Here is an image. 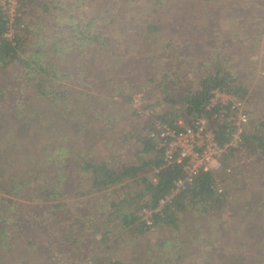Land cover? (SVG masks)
<instances>
[{
  "label": "rangeland",
  "instance_id": "obj_1",
  "mask_svg": "<svg viewBox=\"0 0 264 264\" xmlns=\"http://www.w3.org/2000/svg\"><path fill=\"white\" fill-rule=\"evenodd\" d=\"M131 2L139 6L143 0ZM170 5L164 15L155 13V6L144 10L149 16L158 19L161 15V19H172L173 22L163 27L157 40L143 43L137 51H132L130 44L138 40L146 17L131 11L127 13L130 16L128 24L129 27L133 24L134 32L131 38L123 39L122 44L115 42L107 49L98 50L89 46V53L87 46L79 56L76 51L68 52L66 62L53 60L54 66L50 70L56 68L72 76L74 81L70 80L66 85L72 92L74 89L79 93L76 94L78 103L71 97L67 99V108L72 107L71 110L65 108L66 115L68 111L70 114L66 117L69 124L64 132L56 128L54 117L48 125L50 132L44 135L41 130L37 134V122L46 120L44 124H47L51 121L50 113L42 110L43 106L40 109L33 104V94L29 90L19 92L23 85L16 67L3 76L4 82L0 80V89L6 90L4 98H0V185L8 190L18 187L17 193H24L28 187L38 190L44 180L48 179L51 184L62 175L60 198L65 204L62 219L58 221L49 212L36 213L34 202L38 203L30 202L29 196H11L22 206L18 208L19 212L24 211L23 218L19 215L17 219V232H22L28 239L33 233L32 224H36L33 228L38 238L50 243L56 238L61 241L58 248L62 249L50 252L42 246L33 251L16 232H12L14 235H9L7 246L0 249V264H48L51 259L80 264L78 259L89 249L92 251V245H101L107 229L112 231V239L121 236L118 227L107 218L110 211L96 215L100 205L111 203L110 191L116 189L79 196L89 190L85 180L88 174L79 167L86 161L107 162L117 167V164L138 160V143L126 138L133 132L141 133L146 121L133 108V98L142 97L143 111L146 107L153 112H162L169 106L160 99L163 90L167 91V82L158 75L159 67L164 73L173 71L177 76H172L178 77L183 86L198 83L199 70L205 62L210 64L213 74L220 67L238 81L243 91L237 97L245 102L250 121L248 129L264 124V0H179L176 6ZM77 6L84 17L90 14V5L78 3ZM37 15L38 11L32 9L23 21L35 24L39 21ZM48 32L43 34L49 37ZM47 40H44L46 47L49 46ZM132 57L137 60L132 61ZM83 78V86L79 87V79ZM20 94L26 104L24 109L17 108L18 102L22 101ZM42 104H46L44 99ZM56 116L65 118V115ZM260 132L264 133V128ZM261 136L264 138V134ZM48 147L58 163L43 168ZM248 154L246 151L244 155H237L230 175L220 172L215 176V183L222 188L221 196L225 200L219 216L190 214L185 218L178 217L176 222L186 231L180 238L188 242L190 232L196 236L185 250L179 251L187 259L185 264H264V155ZM148 171L143 173L148 174ZM0 210L6 214L5 208ZM195 223L200 226L193 225ZM122 238L125 249L131 254L134 248L144 251L156 247L160 240L170 239L164 230L151 231L134 242L124 235ZM179 244L177 240L175 245ZM234 250L238 254L234 252L235 261L231 262L229 257L233 256ZM105 254H98L103 262L110 259ZM166 255L163 257L169 260L174 252L172 256L171 253Z\"/></svg>",
  "mask_w": 264,
  "mask_h": 264
},
{
  "label": "trees",
  "instance_id": "obj_2",
  "mask_svg": "<svg viewBox=\"0 0 264 264\" xmlns=\"http://www.w3.org/2000/svg\"><path fill=\"white\" fill-rule=\"evenodd\" d=\"M178 1L143 0L139 6H134L131 0H20L19 11L21 19L16 21L11 39L6 38L9 28L4 14L0 9V80L4 82L5 77L3 79V76L7 72H12L13 67H16L23 85L19 92L23 93L29 90L33 94V104L39 106L40 109L43 106L42 110H47L50 113L49 118L51 121H47V124H44L46 120L37 122L39 124L35 126L37 134L41 130L44 135L49 133L48 125L52 124L54 117L55 121H57L56 128L60 129V132H64L66 126L69 124V118L66 117L70 114V111H68L66 115L65 111L69 103L67 99L71 97L74 103H78L76 94L79 95V93L75 92L73 88L72 92L70 87L66 85L70 80L74 81L72 76L56 68L50 70L54 66L53 60H65L66 62L69 58L68 52L76 51L79 56L80 51L87 46L86 51L89 53V46H91L90 48L98 50L100 48L107 49L115 42V44H122L120 42L123 39L131 38V34L134 32L132 28L133 24L131 23L130 27L128 24V18L130 19V16L127 13L131 11L135 12L138 16L144 14L146 17V22L143 24L144 29L139 32L138 40L135 41V44H130L131 50L137 51L143 47V43H148L150 40H157L163 27L173 22L172 19H161V15H164L165 11L169 9L168 5L176 6ZM183 2L181 1L180 3L183 4ZM78 3L90 5L91 10L87 17H84L81 13L77 6ZM154 6L156 7L155 13L161 14L158 16V19L144 12L146 8H152ZM252 8H255V6ZM32 9L38 11L37 17L39 21L35 24H23L22 19L26 18ZM179 17L181 16L179 15ZM174 22L176 23V20ZM21 24H23L22 28L20 27ZM44 31H49V37L43 34ZM44 40L49 42V46H45ZM136 42L139 44H136ZM188 43H191V40H188ZM89 56L88 54L87 57L89 58ZM136 57H132V61L137 60ZM123 61L125 62V60ZM210 67L208 62L202 64L201 70H199V76L197 77L198 83L195 86H183L178 77L177 79L173 77L177 76L173 71L164 73L163 69L159 67L158 75H161L162 79L167 82L165 83L167 91L163 90L160 99L169 106L165 108V111L154 112L152 117L169 124H173L179 118L190 122L203 115L208 116L205 111V106L210 90L217 88L225 89L236 96H240L243 93L238 81L230 73L223 72L219 67L213 74ZM83 82L84 78L79 79V87L83 86ZM5 92L6 90L0 89V98H4ZM72 93L76 97L71 96ZM19 96L21 98L23 95L20 94ZM42 99L46 101V104H42ZM18 103L17 108H25L26 104L23 99ZM71 107L67 109L71 110ZM56 114L65 115V118L63 120L59 119ZM47 116L48 112L46 118ZM144 123L145 125L142 129L143 135L140 131L133 132L129 138H126V140L131 139L138 143L139 148L137 151L138 155H140L138 160L136 162L126 161L125 163L117 164L119 165L117 167L107 162L96 164L86 161L82 163L79 170L88 174L85 180L89 186V190L79 196L89 194L98 195L99 193L114 188L116 190L112 189L110 191L113 200L109 205H100L96 215L110 211L107 217L108 220L110 221L111 219L121 232V236L123 237L124 235L131 242H134L136 238H141L149 232L156 230L167 231L170 239L165 238L163 241L160 240L156 247H148L144 251H137L134 248L131 254L125 249L123 238L118 236L112 239V231L107 229L103 234L101 245H92L91 248L93 250L91 251L89 249L82 258L78 259L80 264H163V261L166 264H185L187 259L184 253H180L179 251L180 249L181 251L185 250L196 236L190 232L188 242L184 238H180L181 236L184 237L186 231L182 229L181 224L176 222L178 221V217L182 216V218H185V216L188 217L190 214H192L191 216L202 217L201 215L206 214V216L215 218L219 216L223 209L224 197L217 195L214 190L215 175L212 173H204L196 177L190 188L178 195L171 205L153 215L154 220L151 227H148L141 221V218L137 215L138 211L144 207L153 210L157 207L158 201L169 194L174 183L182 178V174L177 168L166 169L160 172L157 183L155 184L147 181L146 174L143 172L150 170L152 167H158L160 157L148 138L150 123L147 121ZM211 126L212 128L218 127L216 131L217 137L221 142H224L227 138L226 129L228 128L226 126L219 127L214 122L211 123ZM262 127L264 128V124H258L256 128L246 130L243 135L242 155L246 154V151L250 153L248 155H264V138L261 136L264 133L260 132L263 129ZM63 135H61L62 138H65ZM49 147L46 150L48 158H46V162L42 163L43 168L45 166L48 168L49 164L51 168L54 163H58L55 162L57 160L53 159ZM59 149L62 151L63 146ZM63 179L64 177L61 175L58 181L55 179L51 184L46 179L44 180V185L39 186L38 190L28 187L24 193H17L16 190L18 187H11L8 190L0 185V208H5L6 212V214H3L0 210V249L7 246L9 235L12 232H16L19 239L21 241L24 240L28 247L33 248V251H36L37 248H41L42 246H46L50 249V252H59L62 249L58 248L61 241L56 240V238L55 242L51 243L47 240L44 241L41 237L38 238L34 231L35 228H33V225L37 227L36 224H32L31 229L33 230H31V233H33L28 239L25 238L22 232H17L19 226L17 219L19 215L23 218L24 211L21 210L22 212H19L18 208L22 206H20L17 199H12L11 196H29L28 199H32L30 202L37 201L38 203L36 204L34 202V206L37 205L36 213L49 212L54 220L60 221L62 219V209L65 206L63 198H60ZM127 181L130 182L129 186L123 185ZM119 185H123L121 186L122 189ZM140 200L141 204L138 203ZM32 215H35V213ZM193 225L200 226L199 223ZM177 240L182 244L175 245ZM176 247H179L178 251ZM102 252L110 256L107 262L99 259L98 254ZM173 252L174 255L172 256ZM234 252L238 254L237 250L231 252L233 254V256L229 257L231 262L235 261L234 256L236 255ZM170 253L172 258L165 260L166 254ZM160 257L163 260H157ZM84 258L86 259L83 261ZM130 258L131 262L128 261ZM64 260L59 259L58 261L51 259L48 264H70Z\"/></svg>",
  "mask_w": 264,
  "mask_h": 264
},
{
  "label": "built area",
  "instance_id": "obj_3",
  "mask_svg": "<svg viewBox=\"0 0 264 264\" xmlns=\"http://www.w3.org/2000/svg\"><path fill=\"white\" fill-rule=\"evenodd\" d=\"M19 1L0 0V9L9 28L6 38L9 39L13 37L16 21L21 19ZM208 96L205 106L208 116L203 115L190 122L179 118L173 124L154 119L152 109L145 107L143 111L145 102L140 95L133 98V108L150 123L148 138L160 157L159 166L152 167L145 175L147 181L157 183L158 174L166 169L178 168L182 174L169 194L158 201L157 207L153 210L144 207L138 211L137 215L148 227L153 224V215L171 205L178 195L190 188L196 177L204 173L216 176L220 172L230 175L237 155H242L243 135L250 125L245 102L235 94L219 88L210 90ZM212 122L228 128L224 142L218 139V127L212 128ZM214 190L217 195L223 193L217 183Z\"/></svg>",
  "mask_w": 264,
  "mask_h": 264
},
{
  "label": "crops",
  "instance_id": "obj_4",
  "mask_svg": "<svg viewBox=\"0 0 264 264\" xmlns=\"http://www.w3.org/2000/svg\"><path fill=\"white\" fill-rule=\"evenodd\" d=\"M256 8H258V7H256ZM129 184H130V182H126L125 184H123V185H126V186H129ZM123 185H119V187L121 188V186H123ZM116 188V187H115ZM122 189V188H121ZM123 191V190H122Z\"/></svg>",
  "mask_w": 264,
  "mask_h": 264
}]
</instances>
